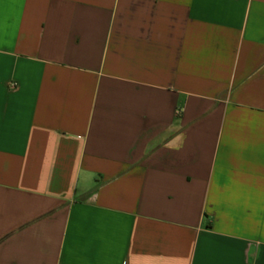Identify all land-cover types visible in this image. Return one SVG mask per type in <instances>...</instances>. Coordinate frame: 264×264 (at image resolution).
<instances>
[{"label": "crops", "instance_id": "obj_1", "mask_svg": "<svg viewBox=\"0 0 264 264\" xmlns=\"http://www.w3.org/2000/svg\"><path fill=\"white\" fill-rule=\"evenodd\" d=\"M0 264H264V0H0Z\"/></svg>", "mask_w": 264, "mask_h": 264}]
</instances>
